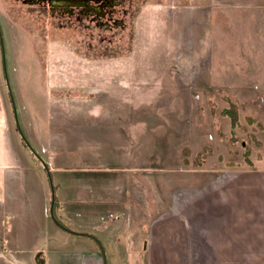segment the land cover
Returning <instances> with one entry per match:
<instances>
[{
  "label": "rangeland",
  "instance_id": "rangeland-1",
  "mask_svg": "<svg viewBox=\"0 0 264 264\" xmlns=\"http://www.w3.org/2000/svg\"><path fill=\"white\" fill-rule=\"evenodd\" d=\"M0 31L54 217L106 264H142L156 229L186 227L188 205L264 159V0H120L102 16L0 0ZM0 198V225L48 213L1 45ZM0 243L37 264L95 246L59 227H0Z\"/></svg>",
  "mask_w": 264,
  "mask_h": 264
},
{
  "label": "crops",
  "instance_id": "crops-1",
  "mask_svg": "<svg viewBox=\"0 0 264 264\" xmlns=\"http://www.w3.org/2000/svg\"><path fill=\"white\" fill-rule=\"evenodd\" d=\"M263 161L255 160L248 169L237 171L238 175L188 205L186 227L177 220L174 226L156 229L159 238L156 235L149 244L144 243L143 251L148 253L142 264H264ZM21 215L22 218L17 219L5 214L0 227H57L47 210L37 215L39 219L35 218L37 226L33 225L34 214L24 211ZM116 218L118 221L119 217ZM199 219L201 224H198ZM105 221V225L96 227L117 226L116 222ZM6 246L0 243V264H37V255L26 258L24 250ZM85 247L63 259L64 263L59 259L58 264H103L96 244ZM105 258L107 260L106 255ZM121 259V263H117L110 258L109 263L131 264L140 260H129V256L125 261Z\"/></svg>",
  "mask_w": 264,
  "mask_h": 264
},
{
  "label": "trees",
  "instance_id": "trees-1",
  "mask_svg": "<svg viewBox=\"0 0 264 264\" xmlns=\"http://www.w3.org/2000/svg\"><path fill=\"white\" fill-rule=\"evenodd\" d=\"M26 1L36 3V4H41L44 6H49L50 8H52V10L53 9L54 10H60V9L64 8L68 11L69 14H71L73 9H77V11H83L84 13L91 14L93 16H102V15H105L106 13L110 12L112 10V7L117 5L120 0H26ZM94 4H96V5H94ZM10 103H11V100H10ZM16 131H17V128H16ZM20 139L22 141V144L28 149L27 145L24 143V141L22 140L21 137H20ZM31 154L35 157V155L32 152H31ZM55 207H56V202H55V198H54L53 213H54ZM55 219H56V217H55ZM53 223L57 227H59L60 229L66 231L70 234L90 238L97 245L98 250H100V247L98 246L97 242L94 241V239H92V237H90V236L95 237L94 235L89 234V233H84V232L72 231V230L68 229L67 227L63 226L59 222V220H57V219H56V221H53ZM87 234H89L90 236H88ZM95 238L99 241V239L97 237H95ZM100 254L102 256L101 250H100Z\"/></svg>",
  "mask_w": 264,
  "mask_h": 264
},
{
  "label": "water",
  "instance_id": "water-1",
  "mask_svg": "<svg viewBox=\"0 0 264 264\" xmlns=\"http://www.w3.org/2000/svg\"><path fill=\"white\" fill-rule=\"evenodd\" d=\"M0 45H1L2 59H3V72H4L5 82H6L8 93H9L10 100H11L12 110H13L14 119H15V125H16L17 131H18L20 137L22 138L24 143L27 145L28 149L35 155V157L38 159V161L41 163V165L44 168V171H45L47 179H48L49 188H50V203H49L48 213H49V216L52 219V221H56L54 214H53V204H54V198H55V191H54V186H53V182H52V176L50 173V169L47 166V164L42 160V158L35 152V150L28 143V141L26 140V138H25L24 134L22 133L20 126L17 122L15 105H14V101H13V98L11 95L9 81H8V77H7V73H6V69H5V65H4V52H3V43H2L1 31H0ZM87 235L90 236L89 234H87ZM90 237H92V239H94V241H96L98 246L100 247L102 257H103V264H106V258H105L103 246L95 237H93V236H90Z\"/></svg>",
  "mask_w": 264,
  "mask_h": 264
},
{
  "label": "bare ground",
  "instance_id": "bare-ground-1",
  "mask_svg": "<svg viewBox=\"0 0 264 264\" xmlns=\"http://www.w3.org/2000/svg\"><path fill=\"white\" fill-rule=\"evenodd\" d=\"M2 156H3V154H2Z\"/></svg>",
  "mask_w": 264,
  "mask_h": 264
}]
</instances>
